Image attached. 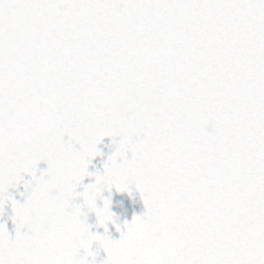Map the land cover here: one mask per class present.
Wrapping results in <instances>:
<instances>
[{"label": "snow or ice", "instance_id": "6c2138e0", "mask_svg": "<svg viewBox=\"0 0 264 264\" xmlns=\"http://www.w3.org/2000/svg\"><path fill=\"white\" fill-rule=\"evenodd\" d=\"M6 205L0 264H264V0H0Z\"/></svg>", "mask_w": 264, "mask_h": 264}, {"label": "water", "instance_id": "95a60500", "mask_svg": "<svg viewBox=\"0 0 264 264\" xmlns=\"http://www.w3.org/2000/svg\"><path fill=\"white\" fill-rule=\"evenodd\" d=\"M211 130V127L209 126V131ZM67 139V138H66ZM98 148L100 149L102 155L95 157L92 161V165L89 166V171H102L103 170V164L104 161H106L107 157L114 151V145L111 143L109 138H104L103 142L98 145ZM94 165V167H93ZM47 167V165L44 162H41L38 165L39 170H44ZM39 174V172L37 173ZM30 179V177L25 176V180ZM93 182L91 178H86L84 183ZM13 194V196L17 199L22 201L23 197L19 194L20 192H23V185L21 184L18 189L10 190ZM105 197L109 196V193L105 191L103 193ZM101 202L98 201V204ZM111 211L119 217V223H123L124 221L131 222V219L133 215H140L145 211L143 202L140 198V195L136 192L133 193L132 197H129L127 193H117L115 189L111 192ZM10 207L5 206L3 213L0 214V222H6V226L10 233H13L14 226L11 223V220L9 219L10 216ZM88 222L92 224L94 227L92 228V231H98L103 232V229H98L95 227L96 224V218L94 214H89ZM110 234L113 239H119V233L115 231V228H113L111 225H109ZM93 250H95V246L93 247ZM104 252L101 250L99 255L97 256V264H99V261L104 258Z\"/></svg>", "mask_w": 264, "mask_h": 264}]
</instances>
